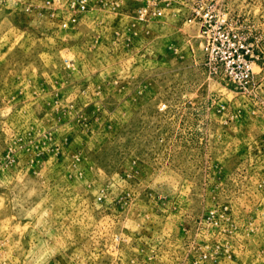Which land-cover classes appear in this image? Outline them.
Masks as SVG:
<instances>
[{"label":"rangeland","instance_id":"rangeland-1","mask_svg":"<svg viewBox=\"0 0 264 264\" xmlns=\"http://www.w3.org/2000/svg\"><path fill=\"white\" fill-rule=\"evenodd\" d=\"M0 264H264V0H0Z\"/></svg>","mask_w":264,"mask_h":264},{"label":"built area","instance_id":"built-area-1","mask_svg":"<svg viewBox=\"0 0 264 264\" xmlns=\"http://www.w3.org/2000/svg\"><path fill=\"white\" fill-rule=\"evenodd\" d=\"M201 17L203 52L209 74L236 92H248L254 79L252 49L227 30L224 20L216 19L213 12Z\"/></svg>","mask_w":264,"mask_h":264}]
</instances>
